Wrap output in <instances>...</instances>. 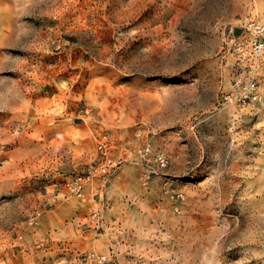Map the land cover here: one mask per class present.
I'll return each mask as SVG.
<instances>
[{
    "label": "rangeland",
    "instance_id": "374dc122",
    "mask_svg": "<svg viewBox=\"0 0 264 264\" xmlns=\"http://www.w3.org/2000/svg\"><path fill=\"white\" fill-rule=\"evenodd\" d=\"M257 41L264 0H0V264H264Z\"/></svg>",
    "mask_w": 264,
    "mask_h": 264
},
{
    "label": "built area",
    "instance_id": "2783aa9c",
    "mask_svg": "<svg viewBox=\"0 0 264 264\" xmlns=\"http://www.w3.org/2000/svg\"><path fill=\"white\" fill-rule=\"evenodd\" d=\"M264 49V41H257L255 43V50H263ZM229 98L232 103L237 106H244L250 103H256L261 101V95L258 90L257 82L255 79H250L245 83H237L236 89H234L230 94H227L226 98ZM100 150H103V145L100 144L98 146ZM138 155L142 161L145 163H152L156 167L164 168L168 164L167 157L162 153H154L149 144H144L138 149ZM110 159L105 158L99 166L95 169V171L100 174H106L109 171ZM154 170L149 168V172H153ZM90 178V172L85 176H79L75 180V182L70 186L72 191L76 194L81 195L83 190V183ZM177 197H180V193H176ZM97 212H93V216H96ZM86 259H94L100 264H112L106 257L104 256H96L94 254H90L86 256Z\"/></svg>",
    "mask_w": 264,
    "mask_h": 264
},
{
    "label": "bare ground",
    "instance_id": "6f19581e",
    "mask_svg": "<svg viewBox=\"0 0 264 264\" xmlns=\"http://www.w3.org/2000/svg\"><path fill=\"white\" fill-rule=\"evenodd\" d=\"M4 170H5V169H4ZM262 171H263V170H262ZM5 172H6V171H4V173H5ZM13 172H14V171H13ZM0 173H1V172H0ZM8 173H9V172H8ZM8 173H7V174H8ZM262 173H263V172H262ZM5 176H6V175H5ZM12 176H13V175H12ZM9 177H10V179L12 178L11 176H9ZM255 179H256V178H255ZM5 180H6V179H4V182H5ZM260 180H261V179H260ZM7 181H8V179H7ZM261 182H262V180H261ZM254 183H255V182H254ZM4 184H5V183H4ZM11 184H12V182H11ZM6 185H7V184H6ZM8 185H9V183H8ZM8 185H7V186H8ZM261 185H262V184H261ZM9 186H10V185H9ZM9 186H8V187H9ZM3 187H4V186H3ZM3 187L1 186L0 189H2ZM260 187H261V186H260ZM4 188H5V187H4ZM4 188H3V189H4ZM10 188H11V187H10ZM14 190H15V189H14ZM14 190H13V191H14ZM7 192H8V191H7ZM201 208H202V207H201ZM31 219H32V218H31ZM1 232H2V231H1ZM4 234H5V232H4ZM4 234H2V235H4ZM5 235H6V234H5ZM16 242H17V241H16ZM4 246H5V245H4ZM10 246H11V245H10ZM10 249H11V248H10ZM0 250H1V249H0ZM2 250H3V249H2ZM5 254H6V253H5ZM32 254H33V253H32ZM32 254H31V255H32ZM31 255H30V256H31ZM0 258H1V257H0ZM8 259L10 260L11 258H8ZM27 259H28V258H27ZM27 259H26V260H27ZM30 260H31V259H30ZM27 261H28V260H27ZM7 262H8V261H7ZM30 262H31V261H30ZM5 263H6V261H5ZM28 264H30V263H28Z\"/></svg>",
    "mask_w": 264,
    "mask_h": 264
}]
</instances>
